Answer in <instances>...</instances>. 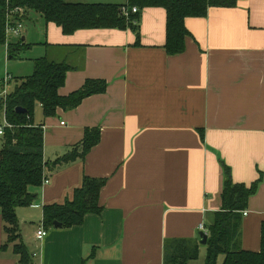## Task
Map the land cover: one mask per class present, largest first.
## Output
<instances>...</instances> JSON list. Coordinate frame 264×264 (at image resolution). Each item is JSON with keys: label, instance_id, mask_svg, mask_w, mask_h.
Segmentation results:
<instances>
[{"label": "crops", "instance_id": "obj_1", "mask_svg": "<svg viewBox=\"0 0 264 264\" xmlns=\"http://www.w3.org/2000/svg\"><path fill=\"white\" fill-rule=\"evenodd\" d=\"M165 18L161 7L140 11L137 43L129 28L63 34L55 23L25 14L23 25L39 31L23 29L24 49L41 51L29 65L20 58L13 72L27 76L33 60L46 56L70 67L60 95L88 79L106 82L104 92L52 117L35 108L49 182L29 187L31 205L16 209L30 264H163L165 241L199 240L198 225L221 209L223 165L233 182L246 185L264 172V0H236L186 18L189 35L175 55L164 50ZM86 128L99 129L98 143L83 158L52 165ZM83 176L106 180L100 214H87L78 226L43 228L37 239L39 228L27 223L38 220L40 227L42 207L70 197ZM243 212L238 245L258 251L264 176ZM5 241L0 214V264H21Z\"/></svg>", "mask_w": 264, "mask_h": 264}, {"label": "trees", "instance_id": "obj_2", "mask_svg": "<svg viewBox=\"0 0 264 264\" xmlns=\"http://www.w3.org/2000/svg\"><path fill=\"white\" fill-rule=\"evenodd\" d=\"M235 5L236 0H126L124 4L0 0V46L5 43L6 21L15 8L23 10L20 17L13 14L16 19H24L26 13H32L41 17L45 23H55L63 34H71L79 29L129 28L136 31L138 43L137 21L140 11L147 7H161L166 14L164 50L168 55H175L184 51L185 37L189 35L184 24L186 18L204 17L210 7ZM132 6L137 7V12H130ZM123 7L128 9L126 13L123 12ZM26 47L28 45L21 39L9 42L8 54L14 58L18 51ZM69 69L68 64L63 61H54L46 56L38 57L33 60L32 72L19 77L5 98H0V124L4 115L10 125L4 127L0 135V214L7 235L6 244L13 243L12 250L18 255L21 264H30V258L20 240L16 209L31 205L34 196L28 189L41 185L46 166L42 151L43 130L41 123H35V108L39 106L43 118L52 117L58 108L73 109L85 97L102 93L106 89L105 81L88 79L79 89L60 95L58 90L64 84ZM0 84L3 85L2 81ZM16 107H22L26 112H17ZM99 137L98 128H86L81 141L51 164L83 158L98 143ZM223 170L221 209L204 224L207 241L203 264H217L220 256V264H264V222L260 227L258 251L243 250L238 245L242 212L247 207L249 197L256 192L264 172H260L255 181L246 185L233 182L230 169L225 165ZM105 182V178L83 176L80 186L73 189L70 197L60 203L42 207L43 228H52L54 222L60 223L64 228L78 226L87 214H100L98 198ZM17 241L19 243H15ZM198 253V239L194 242L188 239L167 240L164 243L163 264H187L188 261L195 260Z\"/></svg>", "mask_w": 264, "mask_h": 264}, {"label": "rangeland", "instance_id": "obj_3", "mask_svg": "<svg viewBox=\"0 0 264 264\" xmlns=\"http://www.w3.org/2000/svg\"><path fill=\"white\" fill-rule=\"evenodd\" d=\"M65 1H67V2L70 1L71 2V0H65ZM81 3H110V2H108L107 0H87V2H81ZM39 18H41V17H39ZM41 22H43V19L41 20ZM25 26L23 25L22 31L24 32L23 29H25L27 34H30V33H32L34 31V35H35L39 31L37 29L36 30L34 29L35 28V27H33L34 23H32V22L26 23ZM40 51H41V49L38 46L35 45L34 47H32L31 51H29L28 49H22V50L18 51L17 54L19 56L14 58V59H10L9 60V59H7L5 48L3 46H0V79H2L4 77V75L6 74L7 71L12 72V74L16 77L15 80L10 81L5 86L6 93L11 91L14 88L15 83L18 82L17 79L19 78V75H21V74L13 72L15 66H17V64L20 63V58H21V60H23L25 65H29L30 64V60L29 59L32 58V57H36V55H37L36 53H39ZM34 120L35 121L37 120L36 111H35V115H34ZM27 224L29 226L34 225L35 228L36 227L39 228L38 220L31 221V223H27ZM6 242H7V235H6L5 243ZM15 243H19V241L15 242ZM205 254H206L205 245H200V250H199V253H198V257L195 260L188 261L187 264H203L204 263V259H205ZM221 259H222V256H220L218 258L217 264H220Z\"/></svg>", "mask_w": 264, "mask_h": 264}, {"label": "built area", "instance_id": "obj_4", "mask_svg": "<svg viewBox=\"0 0 264 264\" xmlns=\"http://www.w3.org/2000/svg\"><path fill=\"white\" fill-rule=\"evenodd\" d=\"M123 12L126 13L128 9L125 7L122 8ZM130 12L135 13L137 12V7L132 6L130 9ZM17 14L19 17L23 15V10L22 8H15L11 11L10 15L8 16V20L6 21L5 24V43L2 45L5 48L6 55L8 53V45L9 42H13L14 40H18L22 36V27H23V19L18 20L14 17V15ZM15 18V19H14ZM12 79V76L9 74H6L2 78V90L0 91V98H5L6 96V89H5V84L8 83ZM60 124H64L61 122ZM10 126L5 119V116L2 115L1 118V124H0V135L3 133V128ZM49 182L48 179L45 177L42 179V185L47 184ZM244 213V212H243ZM245 214V213H244ZM198 230L204 231V226L203 224H199L197 227ZM45 235V231L43 229V226L41 225L39 229L36 232V238L41 239Z\"/></svg>", "mask_w": 264, "mask_h": 264}, {"label": "water", "instance_id": "obj_5", "mask_svg": "<svg viewBox=\"0 0 264 264\" xmlns=\"http://www.w3.org/2000/svg\"><path fill=\"white\" fill-rule=\"evenodd\" d=\"M16 111L17 112H20V113H24L26 112V110L22 107H16ZM54 227H60L61 224L58 223V222H54L53 224ZM198 237H199V244L200 245H205L206 244V241H207V235L204 231H199L198 232Z\"/></svg>", "mask_w": 264, "mask_h": 264}]
</instances>
